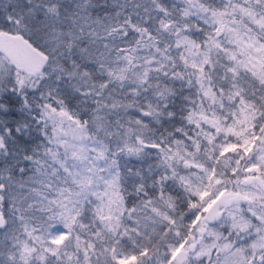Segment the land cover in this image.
Returning a JSON list of instances; mask_svg holds the SVG:
<instances>
[{
	"label": "snow or ice",
	"instance_id": "snow-or-ice-1",
	"mask_svg": "<svg viewBox=\"0 0 264 264\" xmlns=\"http://www.w3.org/2000/svg\"><path fill=\"white\" fill-rule=\"evenodd\" d=\"M0 264H264V0H0Z\"/></svg>",
	"mask_w": 264,
	"mask_h": 264
}]
</instances>
